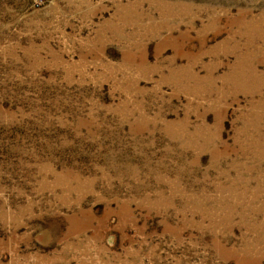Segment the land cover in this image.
I'll return each instance as SVG.
<instances>
[{
  "label": "rangeland",
  "instance_id": "obj_1",
  "mask_svg": "<svg viewBox=\"0 0 264 264\" xmlns=\"http://www.w3.org/2000/svg\"><path fill=\"white\" fill-rule=\"evenodd\" d=\"M0 264H264V0H0Z\"/></svg>",
  "mask_w": 264,
  "mask_h": 264
}]
</instances>
